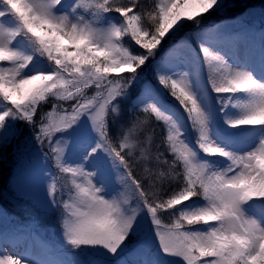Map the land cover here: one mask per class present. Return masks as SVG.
<instances>
[{
	"label": "snow or ice",
	"instance_id": "obj_1",
	"mask_svg": "<svg viewBox=\"0 0 264 264\" xmlns=\"http://www.w3.org/2000/svg\"><path fill=\"white\" fill-rule=\"evenodd\" d=\"M217 8L221 0H0V146L20 121L71 178L58 191L53 175L41 205L63 209L71 249L102 251L111 264H264V57L260 75L233 67L197 34ZM189 24L195 32H184ZM168 41L208 65L223 121L236 130L222 143L187 73L169 70L158 83L183 108L197 148L140 90ZM153 114L167 125L159 141L147 131ZM149 229L154 245L143 239ZM0 264L24 258L0 252Z\"/></svg>",
	"mask_w": 264,
	"mask_h": 264
},
{
	"label": "rangeland",
	"instance_id": "obj_2",
	"mask_svg": "<svg viewBox=\"0 0 264 264\" xmlns=\"http://www.w3.org/2000/svg\"><path fill=\"white\" fill-rule=\"evenodd\" d=\"M243 1L249 3L251 0H221L222 8L225 6L226 2H233L232 6H238ZM145 2L151 4L152 0H145ZM260 4H264V0ZM221 8L214 9L212 12L206 14L203 17V23L208 22L209 18H214L217 13L220 14ZM263 11V12H262ZM260 11L252 10L249 12L247 20L254 19L253 22L256 25H259L258 23H264V9ZM244 16L237 17L234 20L224 21L220 24L219 28L222 32H225L224 27L229 25H232L234 28L241 27L243 28V24L246 22ZM217 17V16H216ZM250 24V23H249ZM218 25V24H217ZM216 24L214 25H204V32L197 33L198 35H208V33L213 32V30H216ZM240 29V30H241ZM184 30L194 31V27L189 24L185 27ZM239 30V33L241 34L249 32L250 34H253L254 28H250L248 30L242 29ZM195 32V31H194ZM238 32V31H237ZM264 34V32H263ZM204 37V39H205ZM212 37V36H209ZM205 41L212 45L214 49H217L215 44L212 42H209L205 39ZM162 45L165 44L162 42ZM161 45V46H162ZM195 47V45H193ZM221 55L227 59L229 58L227 54ZM181 57H177L175 55H172L170 57H166L163 60L164 64H161L159 70L156 72V74L153 75V78L155 80L156 86L149 85L146 89L142 90L146 94L151 91L152 96H154L155 100L158 103V106L162 108L167 114L171 115L174 120L177 121V123L180 125V127L185 131V136L188 142H190V145L193 146V144L196 145V133L192 130L190 123L188 122L187 115L184 112L183 108L180 106L179 102L176 101L173 97H171L169 91L164 88L162 85L158 83V76L160 74H169V70L174 71L177 73L176 78L182 79L183 73H186L187 70V79L190 80L193 85L194 89L199 96L202 105L204 108L212 113L213 115V138L217 139L218 142H221V137L227 138L232 136L231 134H234L236 132L235 129H229L228 126L223 121V116L225 113H222L220 110V104L217 99V95L212 92L211 88L208 85L207 82V73L210 71V69H204V66L202 64L203 59H192V60H180ZM236 67V66H234ZM184 68V69H183ZM240 68H242L240 66ZM186 69V70H185ZM208 70V71H207ZM204 82V83H203ZM171 98V99H170ZM235 99V97H234ZM177 103V107L175 108ZM67 107V105H66ZM51 109L50 104H44L43 110L49 111ZM178 109V110H175ZM227 115H237L238 112L235 109L229 108V110L226 113ZM15 128L19 130V134L14 136L9 143L6 145L0 146V163H6L10 161L11 163H14L16 159H21V161L16 165H10L11 168L14 171L12 176L10 177V189L6 191L8 193L0 194L3 196L4 201L9 202L14 206V209H17L19 211L24 210L26 212L30 224H33L36 221V217H41L42 220H49L48 224L51 226H59L61 225L62 232L57 237L56 243L57 244H66L64 241L63 236V227H62V220H63V209L62 208H55L53 210H45L41 205L44 201H47L48 198V186L52 182L53 173L51 171L54 170L55 176L56 174H62L63 180L66 181L68 184H70V177H68L66 174L59 173L58 170L55 168V165L51 160H46L41 152L40 146L34 141V138L32 136L31 129L27 128L22 122L17 121L15 122ZM148 131V128H147ZM225 132V136L223 134ZM230 134V135H229ZM59 135V134H58ZM189 137V139L187 138ZM190 140V141H189ZM69 144H71V140L68 141ZM46 150V149H45ZM71 162V161H69ZM88 170V169H86ZM79 180V178H77ZM112 187L116 186V189L119 188V179L118 174H114L111 178ZM8 183L6 184V186ZM111 194H115L113 191ZM63 199H68V193L62 194ZM16 198L18 201H16L14 198ZM170 217L163 216L162 220L164 223L170 222ZM0 221L6 225L9 226V222H11V217L8 214L2 213L1 207H0ZM19 220L16 218V223H18ZM143 239L147 241L150 244H155V237L152 231L149 229L145 231ZM60 247H55L54 249H59ZM45 248L40 247L39 251L42 253ZM88 252H80L77 251L76 255V264H80V261L77 257L81 259V264H111L110 258L107 257L102 251L94 250V249H87ZM51 251V250H50ZM50 251H45L46 255ZM66 258H72L74 259V253L71 251H66ZM175 260L177 258H167Z\"/></svg>",
	"mask_w": 264,
	"mask_h": 264
},
{
	"label": "trees",
	"instance_id": "obj_3",
	"mask_svg": "<svg viewBox=\"0 0 264 264\" xmlns=\"http://www.w3.org/2000/svg\"><path fill=\"white\" fill-rule=\"evenodd\" d=\"M152 123L154 124V129H155V132H154V137L157 141H159L162 137H166V134H167V127L165 125L164 128H165V131L161 130L160 128H157L156 129V126H157V122L156 120H153ZM21 161V159H16V161L14 163H11L10 161L8 162V164L6 163H3L1 162L0 163V194H2L3 192H6L10 189V177L12 176V174L14 173V170L11 168L10 165H16L18 164L19 162ZM59 179H63V175H59L58 176ZM8 183V185L6 186V184ZM66 185H69L67 183H64L63 185L61 186H58L57 188H60L62 186H66ZM67 191V187H66V191ZM0 198H1V195H0ZM167 216V215H165Z\"/></svg>",
	"mask_w": 264,
	"mask_h": 264
},
{
	"label": "bare ground",
	"instance_id": "obj_4",
	"mask_svg": "<svg viewBox=\"0 0 264 264\" xmlns=\"http://www.w3.org/2000/svg\"><path fill=\"white\" fill-rule=\"evenodd\" d=\"M209 36H212L213 37V41L211 40V38L209 37ZM230 38V35H224V33L223 32H221V31H213V32H211V33H208V36L205 38L207 41H209V42H212L213 44H215L216 45V40L215 39H225V40H232V39H234V38H231V39H229ZM216 51H218V52H220L218 49H215ZM221 53V52H220ZM202 64H203V66H204V69L206 70L207 68H208V65L204 62V61H202ZM209 69V68H208ZM208 71V70H207ZM10 249L8 250V253L7 254H9V255H13L14 256V258H20V256H19V254L14 250V248L10 245ZM0 252H4V251H0ZM5 253V252H4ZM25 264V263H24Z\"/></svg>",
	"mask_w": 264,
	"mask_h": 264
}]
</instances>
